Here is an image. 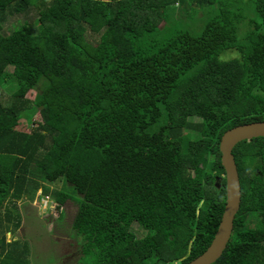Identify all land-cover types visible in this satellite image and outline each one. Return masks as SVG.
Segmentation results:
<instances>
[{"label":"trees","instance_id":"16d2710c","mask_svg":"<svg viewBox=\"0 0 264 264\" xmlns=\"http://www.w3.org/2000/svg\"><path fill=\"white\" fill-rule=\"evenodd\" d=\"M196 7L207 16L194 33L182 21ZM33 8L37 34L1 28ZM0 89V264H31L14 236L19 201L50 193L41 179L82 198L80 264H188L224 213L223 134L264 121V0H0ZM233 153L241 207L214 264H263L264 137Z\"/></svg>","mask_w":264,"mask_h":264},{"label":"rangeland","instance_id":"374dc122","mask_svg":"<svg viewBox=\"0 0 264 264\" xmlns=\"http://www.w3.org/2000/svg\"><path fill=\"white\" fill-rule=\"evenodd\" d=\"M196 9L198 11L194 21H190L189 18H186L182 21V25L184 27H187L188 29L191 28L193 30L192 32L194 33L198 32L201 29L202 21L203 19H206L207 16V11H201L198 9V7H196ZM174 11L175 12L172 13V16L170 17V23L173 19L181 17V12H179L178 10ZM25 21H28L31 32L33 34H37L39 29L38 15L34 8L32 9V11H30L29 16L14 15L9 17L7 21L2 24L1 28L6 32H10L11 30L23 25ZM175 23L176 22H174V24ZM164 24L165 22L163 21L160 26L162 27ZM168 25V23L165 24V26ZM225 55H227V57L229 56L234 58L238 56V53L234 52V50L232 49L229 50ZM12 75V69H9V71H7V73L3 76V79L1 81V84L5 83L2 89H5V91L9 92L10 94L14 93L17 90V86L8 83V80L12 77ZM40 83V90L48 85V82L45 80H41ZM40 90H31L28 93L27 97L32 101H36L37 99H39L41 93ZM36 118H38V116ZM21 125L24 128L26 125V120L22 119ZM62 181H55L51 183L47 182L44 179H41V182L43 183L42 186H45L50 190L49 195H44L42 188H40L34 198L27 197L23 200H20L18 203V211L21 213L22 217H24L25 222L22 229L16 232L14 237L28 239V241L30 242V259L32 264H78L79 259L77 250H79V239L81 238L77 237L76 233L72 230L71 224L79 208L78 201L82 198L72 186L66 183L65 180ZM64 184L65 188H63ZM61 189L69 194L70 199L67 200L66 205L61 206V209H59V203L52 197V192L54 190ZM1 212L2 214H4L5 209L1 210ZM61 212H64L65 217L64 219H62L61 225L59 224V221L55 222L56 229L54 231L55 235H53L49 230V224L52 223L48 224L46 221H44V218L52 216L51 218L54 221ZM33 217L35 220H33ZM38 220H40L41 222L39 223ZM253 222L254 221H252V223ZM144 234L145 232L140 229L138 235L143 236ZM12 237V234L9 235L7 233L8 241H10ZM67 253L71 254V259H74V255L77 254L76 260H73L74 262L68 261L66 259Z\"/></svg>","mask_w":264,"mask_h":264},{"label":"water","instance_id":"95a60500","mask_svg":"<svg viewBox=\"0 0 264 264\" xmlns=\"http://www.w3.org/2000/svg\"><path fill=\"white\" fill-rule=\"evenodd\" d=\"M264 137V121L238 125L227 130L220 141L221 161L226 178V205L218 230L207 250L188 264H214L226 250L241 207V181L234 148L245 140Z\"/></svg>","mask_w":264,"mask_h":264},{"label":"flooded vegetation","instance_id":"af4514ba","mask_svg":"<svg viewBox=\"0 0 264 264\" xmlns=\"http://www.w3.org/2000/svg\"><path fill=\"white\" fill-rule=\"evenodd\" d=\"M55 208H56V207H55ZM58 208L61 209L60 207H58ZM54 210H55V209H54ZM61 213H62V212H61ZM61 213L55 218L54 221L52 220V224H53V225H56L55 222L58 221V220L60 219V217H61ZM51 217H52V216L47 217V218H44V220H45L46 222H49L50 219H52ZM252 221H255V220L252 219ZM55 229H56V228H54V231H55ZM54 231H53V233H54ZM77 237H80V236H77ZM78 239H79V238H78ZM262 244L264 245V242H262ZM81 245H82V244H81V239H79V246H80V247H78L79 250H77V252H78V253H77V254H78V259H79V260H78V264H80V260H81V259L83 258V256H84L83 253H82ZM68 253H73V252H68ZM68 253H67V257H66V259H67L68 261H72V262H74V261L76 260V256H77V254L74 255V256H75L74 259H71V258H70L71 254H68ZM73 260H74V261H73ZM263 260H264V257H262V259H261L260 261L263 262ZM263 264H264V263H263Z\"/></svg>","mask_w":264,"mask_h":264},{"label":"crops","instance_id":"0c3cea01","mask_svg":"<svg viewBox=\"0 0 264 264\" xmlns=\"http://www.w3.org/2000/svg\"><path fill=\"white\" fill-rule=\"evenodd\" d=\"M39 206H40V204H39ZM23 218V221H22V226H21V228H20V230L22 229V227L24 226L23 224H24V217H22ZM33 220H35L34 219V217H33ZM37 220V219H36ZM39 221V223L41 222L40 220H38ZM45 221V220H44ZM48 224L49 223H52V219H50V221L49 222H47ZM50 225V228H49V230H50V232L53 234V235H55L54 233H53V231H54V228H56V225H53V224H49ZM9 235H11L12 233H8ZM14 239H18V237H14ZM49 239H51V238H49ZM28 240V239H27ZM30 243V242H29ZM30 262H31V259H30ZM31 264H32V262H31Z\"/></svg>","mask_w":264,"mask_h":264}]
</instances>
